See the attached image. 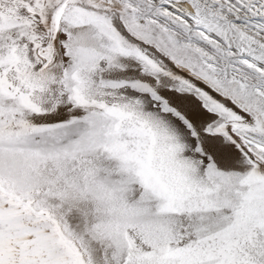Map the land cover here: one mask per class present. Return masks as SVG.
Masks as SVG:
<instances>
[{"label": "snow or ice", "instance_id": "6c2138e0", "mask_svg": "<svg viewBox=\"0 0 264 264\" xmlns=\"http://www.w3.org/2000/svg\"><path fill=\"white\" fill-rule=\"evenodd\" d=\"M0 264H264V0H0Z\"/></svg>", "mask_w": 264, "mask_h": 264}]
</instances>
